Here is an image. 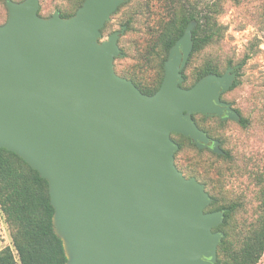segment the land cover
I'll use <instances>...</instances> for the list:
<instances>
[{
    "label": "water",
    "instance_id": "1",
    "mask_svg": "<svg viewBox=\"0 0 264 264\" xmlns=\"http://www.w3.org/2000/svg\"><path fill=\"white\" fill-rule=\"evenodd\" d=\"M129 0H85L70 18L39 16L40 0H7L0 26V148L49 183L67 264H218L225 211L175 164L178 134L223 154L194 114L240 121L222 100L237 69L184 88L192 21L153 95L115 70L119 39L102 30Z\"/></svg>",
    "mask_w": 264,
    "mask_h": 264
},
{
    "label": "rangeland",
    "instance_id": "2",
    "mask_svg": "<svg viewBox=\"0 0 264 264\" xmlns=\"http://www.w3.org/2000/svg\"><path fill=\"white\" fill-rule=\"evenodd\" d=\"M6 2L0 0V26L9 18ZM84 2L40 0L39 16L50 18L59 10L70 18ZM186 2L196 10L217 5L220 11L213 19L220 33L207 46L192 51L183 70L182 86L195 85L207 68L222 75L230 66L241 65L235 83L222 100L231 103L239 116L248 120V126H243L241 120L193 116L203 131L222 142L224 155L215 154L211 148L200 149L182 135H172L179 145L176 166L187 178L195 177L205 184L212 197L207 210L235 205L228 229V249L221 255L218 250V260L225 264L232 262L229 251H237L243 245L251 230L259 226L263 214L264 184H259L255 175L264 172V0H129L106 23L102 40L127 26L118 42L123 56L115 60V70L141 91L153 92L164 79L171 50L162 43V35L174 18L181 19L188 13L183 8ZM12 236L13 227L0 203V252L13 244ZM258 264H264V255Z\"/></svg>",
    "mask_w": 264,
    "mask_h": 264
},
{
    "label": "trees",
    "instance_id": "3",
    "mask_svg": "<svg viewBox=\"0 0 264 264\" xmlns=\"http://www.w3.org/2000/svg\"><path fill=\"white\" fill-rule=\"evenodd\" d=\"M170 4L171 7L175 5L173 1ZM183 8L187 9L188 13L181 19L174 18L166 26L162 35V43L167 49H172L184 35L188 25L192 21H197L198 25L193 31V50H200L220 33L213 19L214 15L219 13L220 8L215 4H208L204 10H196V7L188 2L184 3ZM61 16L64 18L69 17L62 14ZM209 74L221 75L214 68H207L201 78ZM161 84L153 92L144 91L143 89L142 92L147 95H153L160 89ZM241 123L245 127L249 124L248 120L242 119V117ZM182 138L192 141L190 138L183 136ZM220 143L222 145L221 141ZM220 148L225 152L221 146ZM217 155L221 156L224 153ZM255 176L259 184H264V172ZM261 194L263 196V214L261 215L259 226L251 230L246 236L243 245L237 251H229L232 256V262L225 264H258L263 257L264 191ZM0 203L13 227V246L17 252L20 264L68 263L69 259L64 247V241L55 231V208L51 204L48 181L43 179L40 173L34 170L23 158L4 148H0ZM225 210L224 223L215 229L225 234L218 249L220 255L228 249V229L235 205L228 208H213L209 211ZM217 263L224 264L221 259ZM0 264H17L16 256L11 248H6L0 252Z\"/></svg>",
    "mask_w": 264,
    "mask_h": 264
},
{
    "label": "built area",
    "instance_id": "4",
    "mask_svg": "<svg viewBox=\"0 0 264 264\" xmlns=\"http://www.w3.org/2000/svg\"><path fill=\"white\" fill-rule=\"evenodd\" d=\"M9 247L13 250L14 254L17 255V252L15 251L13 244L12 245L10 244Z\"/></svg>",
    "mask_w": 264,
    "mask_h": 264
},
{
    "label": "flooded vegetation",
    "instance_id": "5",
    "mask_svg": "<svg viewBox=\"0 0 264 264\" xmlns=\"http://www.w3.org/2000/svg\"><path fill=\"white\" fill-rule=\"evenodd\" d=\"M212 145H213V142L210 143V145L208 146V148H211L212 149Z\"/></svg>",
    "mask_w": 264,
    "mask_h": 264
}]
</instances>
